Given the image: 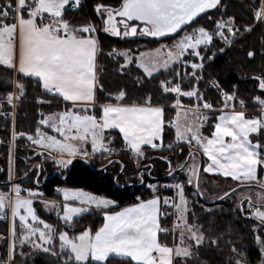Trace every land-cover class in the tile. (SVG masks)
<instances>
[{"label":"snow or ice","instance_id":"obj_1","mask_svg":"<svg viewBox=\"0 0 264 264\" xmlns=\"http://www.w3.org/2000/svg\"><path fill=\"white\" fill-rule=\"evenodd\" d=\"M221 5L222 0H117V6L101 2L94 6V12L102 22L101 28H97L92 23L75 25L71 14L82 8V0H0V65L17 74V79L11 82L14 90L2 99L15 108L16 101L25 94L23 78H30L51 97L48 100L38 97L37 104H51L55 99L63 102L66 109L48 115L40 113L35 134L27 136L33 145L43 150L34 154L45 156L46 152L45 159L52 158L59 168L66 169L74 159L87 163L97 154L114 153L111 146L116 139L114 133H118L124 149L137 162L145 157L148 148H161L157 141H162L165 131V106L153 103V93H149L143 102L128 103L126 91L118 90L110 93L104 102H99L97 89L102 90L103 86L97 75L101 41L96 33L102 30L121 39L150 37L153 42L167 38L171 44H160L138 54L131 49L119 51L113 48L108 56L114 60L122 58L123 63L117 61L121 75L133 68L138 70L141 74L137 76V83L141 84L183 64L184 76L194 78L196 84L184 90L175 78L161 79L158 89L165 96L174 94L171 107L176 110V118L169 121V126L175 130L181 152L183 143L189 148L201 149L208 161L203 172H218L230 177L243 184L249 192L253 188L252 182H255L260 189L256 192V203L264 205V180L258 176V169L264 168V73L252 77L258 82L256 86L260 95L253 96L259 114L251 117L247 115L243 99L239 101L241 110H236L235 90L226 92L218 81H212L224 103L219 115L215 116L210 136L202 132L209 115L201 109L210 113L215 109L212 103L203 101V94L196 86L203 79L198 70L202 72L204 61H212L215 57L213 46L217 41L232 46L244 33L252 32L255 25L264 24V0H258L252 10L254 23L244 25L243 31L235 17L227 16L225 19L223 14L211 29L197 26L202 14L206 15L210 10L219 11ZM208 20L211 21L212 17L208 16ZM218 51L224 52L225 47H219ZM247 56L254 58L255 52L248 51ZM189 67L191 72L187 71ZM175 75L179 77L181 74L177 71ZM182 97L194 98L197 103L185 106ZM42 128L50 129L59 138ZM19 135L24 136L25 133ZM16 136L14 131L13 139ZM53 151L69 158H56ZM160 159L168 161L169 176L176 170L186 172L187 183L191 185L195 181V194L203 195L199 188L201 165L197 164L195 153L189 151L178 169L172 168L169 157L161 156ZM112 163L117 161L110 160L109 164ZM40 167L35 165L36 169ZM36 175L39 176V172ZM148 187L152 189L151 198L137 196L136 202L114 212L108 211L110 206L117 204L114 199L80 189H57L64 200L62 214L57 211L58 220L63 225L61 229L37 215L33 203L42 193L22 188L18 183L12 184L10 192H0V218L9 212L12 218L9 236L4 238L8 243L4 264H14L16 248L19 246L22 250L25 245L34 251L66 257L63 264H112L113 261L123 264H180L181 260L188 264L203 246L205 232L199 223L189 222V202L183 183L164 185L176 190L174 200L163 198L164 206L171 204L175 209L172 215L176 219L171 229L161 226V216L168 214L161 212L157 186L149 184ZM230 191L235 193L236 189ZM229 195L230 192L225 191L218 198L223 200ZM69 201L76 202V205ZM43 203L46 208H60L56 201ZM247 204L252 209L250 216L259 222L253 226V232L264 230V210L254 205L251 196H248ZM242 205L243 202L238 206L240 212L244 211ZM92 210L103 213L102 226L94 232L85 228L70 235L68 229L76 219ZM177 230L179 242L174 246L160 242V233L167 236L170 231L175 234ZM254 239L264 258V235L257 234ZM57 240L59 253L54 249ZM209 243L216 245L219 241L213 239ZM232 251L239 252L235 247ZM234 264H248L242 252Z\"/></svg>","mask_w":264,"mask_h":264},{"label":"trees","instance_id":"obj_2","mask_svg":"<svg viewBox=\"0 0 264 264\" xmlns=\"http://www.w3.org/2000/svg\"><path fill=\"white\" fill-rule=\"evenodd\" d=\"M101 2L117 6V0H82V8L71 14L74 18L75 25L79 26L83 23H92L98 28L100 18L94 12V6ZM257 4L258 0H222L220 10L200 18L198 25L207 21L208 16H211L212 20L210 24L205 26L211 29L215 20L220 19L223 14L225 19L227 16L235 17L237 25L243 31L244 25L254 23L252 10ZM96 35L101 41L100 52L97 57V75L99 83L103 88L102 90L100 88L97 89L99 102H104L110 93L114 94L118 90L126 91V102L128 103L143 102V99L149 93H153V103L165 106V131L161 142L162 148L155 150L148 148L146 152H150V157L157 162L158 159L159 161L162 160L160 157L164 156L163 153L166 150L165 153L172 154L169 156L172 168L178 169V166L173 167V165L184 163L191 150L186 143L181 142L183 143V152H181V147L175 139V130L169 126V121H172L176 115V110L171 107L174 94L165 96L158 91L159 81L170 78L174 68L165 72L163 75H157L153 80H146L142 84L137 83V76L141 73L133 68L132 71H127L124 75H121L119 72V63H123L122 58L118 57L114 60L108 56V53L115 48L119 51L131 49L133 53L138 54L140 51L152 49L157 45V42L145 39H123L115 41L102 36L100 32H97ZM262 38H264V24H257L254 26L252 32L244 33L232 46L225 47V51L222 53L218 49L219 47H223L224 44L217 41L213 46L216 51L215 57L212 61H204L205 67L202 72L198 70V74L202 75L203 79L196 86L199 91L203 92V100L212 103L215 109V112L207 113L209 120L204 124L202 129L205 136H210L212 125L215 122V116L219 115V109L224 103L220 91L212 85V81H218L220 88L226 92L236 91V100L234 102L236 109L241 110L239 101L243 99L246 103L247 115L249 117L259 114L258 106L253 103V96L260 95V90L256 86L258 82L254 81L252 77L264 73V39ZM248 51L255 52L254 58L247 56ZM14 78L17 79V74L13 70L6 69L3 65H0V107L5 102L2 98L13 89L11 82ZM23 81L25 83V94L22 97L24 102L16 106L14 123L12 124V120L10 119L11 114L8 110L0 114V169H4L11 143L14 141L17 162L15 167L16 176H19L21 173L19 166L20 160L22 159L21 154L26 153L29 157L30 155L35 156L34 149H30L28 154L22 147L27 145L28 141L26 136L35 134L37 121L41 117L40 113L45 114L46 112L51 113V111L66 110L64 103L61 107H44L43 105L37 104L36 100L38 97L49 98L50 96L46 95L35 82L30 81V78H23ZM189 82V86H183L184 90H188L192 85L196 84L195 79L192 77ZM233 86H235V89ZM181 101L182 104L192 105L194 98L182 97ZM14 131L17 133V136L15 139H12V133ZM19 133H25V135L20 136ZM114 135H116V139L113 140L111 146L115 149L114 153L119 154L118 156L121 159L118 160L123 165L121 172L131 176L138 172V168L132 163V161L137 160L130 153L126 152L122 140L118 137V133H114ZM169 145L172 147H169ZM159 152L163 153L160 154ZM126 159L131 160V165H129ZM99 161L92 158L89 162L85 163L79 158L74 159L73 164L69 165L65 172L48 175L40 183H36V189L44 197L57 198L59 197V191H57L59 188H81L95 195L116 200L117 204L111 207L112 210H115L136 202L137 196H142L144 199L151 197L153 194L152 190L146 183L153 182L151 181L152 179L161 178L160 181L164 180L160 177L159 172L162 168L169 169L168 161L162 160L161 164L157 163L155 173L150 174L152 175V177L149 176L151 180L146 181V177L144 176V179L139 181H134V179L124 180L121 173H119V168L110 171L108 170V165L102 164ZM127 167L131 168L127 169ZM258 171L259 178H263V168L258 169ZM26 172L24 174L27 175L23 174L22 177V181L24 182L22 186L25 188H35L36 184H34L33 179L31 181L30 174ZM173 173L176 175L175 180L182 182L185 188L186 198L189 202V222L199 223L203 226L205 232L203 246L198 249V255L190 259L188 264H229L227 261L228 256L233 254L239 255V252H242L244 257L253 263L258 257L254 237L257 234L264 235V233L262 234L261 231L253 232V226L258 224V221L247 213L248 208L245 207L246 203L244 199L240 201L236 197V191L245 186L238 181H233L230 177L226 178L220 175H213V178L220 181L221 185L219 187L224 189V191H229L230 195L223 200L217 197L213 201H207L202 195L195 194L197 191L195 186L191 188L188 185L186 176L182 171L176 170ZM0 189L8 190L1 179ZM231 189H236L235 193H231ZM159 191L161 193V190L158 188ZM158 192L156 194L160 196L161 194ZM241 202H243V212L238 211V206L241 205ZM35 205L37 215L40 218L53 225H59L63 229V225L58 220L57 214L43 212L37 204ZM8 218L7 214L4 218H0V238H5L9 234ZM160 219L161 226L170 229L169 219H164L163 216ZM102 221L103 213L92 210L90 213L83 214L76 219V222L68 229L69 234H78L85 228H90L94 232L100 227ZM174 238L172 241L170 233L167 236L163 233L159 234L160 242L169 246H174V243H178L177 235ZM213 239H217L219 243L216 245L210 244L209 241ZM233 247L237 248L239 252H233ZM54 249L59 253L58 240L54 245ZM7 252V242L4 239L0 243V264H4L1 262L6 259ZM64 259L66 257L59 255L53 256L41 252L33 264H63ZM112 264H123V262L113 261ZM180 264H184L183 260L180 261Z\"/></svg>","mask_w":264,"mask_h":264},{"label":"rangeland","instance_id":"obj_3","mask_svg":"<svg viewBox=\"0 0 264 264\" xmlns=\"http://www.w3.org/2000/svg\"><path fill=\"white\" fill-rule=\"evenodd\" d=\"M209 24H210V21L207 19V21L202 22L200 25L206 26V25H209ZM200 25H198V26H200ZM98 28H100V24H99V27ZM102 36H105V37H107V38H109L111 40H115V41L116 40L117 41L123 40L121 38H111L108 35H102ZM124 39H126V38H124ZM160 44H171V41L170 40H165V41L158 42L157 45L155 47H153L152 49H155V48L159 47ZM223 47H227V46L224 45ZM149 50H151V49H149ZM189 58L192 59L191 57H189ZM197 62H199V61H197ZM205 62H206V60H205ZM177 71L180 72V74H181L179 77H176V75H175ZM187 71L188 72H191L190 67L187 69ZM184 72H185L184 65L183 64H180V65H178V66H176L174 68V71L171 73V75H170L171 77L170 78H175V82L176 83H181L182 84V87L185 86V85L187 87L190 84L189 81H190V78L191 77H185L184 76ZM170 78H168V79H170ZM14 80H16V79L14 78L13 81ZM6 81H8V80H6ZM13 90H14V88L12 89V91ZM200 93L203 94V92H201V91H200ZM43 99L48 100V99H51V97H49V98H43ZM203 101H201V103ZM22 102H24L23 98H21L19 101H16V106H18L19 103H22ZM195 102H197V101L194 99V103ZM42 105L44 107H50V106H60L61 107V105H63V102H60V101H57V100L53 99L51 104L45 103V104H42ZM183 105H185V104H183ZM185 106H187V105H185ZM7 110H8L9 113L11 112L10 119L12 120V124H13L14 123V120H15L16 107L15 108H12V107L8 106L6 102H4V105L0 107V114H3ZM236 110H239V109H236ZM58 111H63V110H58ZM201 111H202V109H201ZM55 112H57V111H55ZM203 112L205 114L209 113L208 110H204ZM48 114H50V112H46L45 113V115H48ZM40 119H41V117H40ZM46 129L47 128H42L43 131H46ZM48 134H50V133L48 132ZM27 141H28L27 142L28 147H27V145H24V147H22V149H24L28 154H29L30 149L31 150L34 149L35 152L43 151L42 149H39L37 146L33 145L31 143V141H29L28 139H27ZM12 142H13V145L10 147V151L8 153L7 159L5 160L6 162H5V165H4V169H0V176H1L0 179L4 183V185L8 188V190H3V191H9L10 192L11 186L14 183H18V184L21 185L22 188H25V187L22 186L23 183H24L22 181V177H23V174L26 171H28L26 173L30 174L31 181L33 179L34 184H36V181L37 180H39V183H40L46 176L51 175V174H57V173H60L61 174V173L65 172V170L67 169V168L66 169L59 168L53 162V159L52 158L45 159V156L47 155L46 152H45V156L35 155L34 157H33V155H30V157H29L26 153H24V154H21L22 159L20 160L21 162H20V165H19L20 168H21V173H20L19 176H16V174H15V167L17 165L16 158H15L16 150H14V141H12ZM161 148H162V146H161ZM161 148H159V149H161ZM167 149H169V148L167 147ZM189 149L193 153H195V157H196L197 164L201 165L200 172H199V188H200V192L203 193L202 196H203V198L205 200H207V201H213L214 199H216L217 197H219L221 194H223L225 191H224V189H222V188L219 187V185H221V183H220V181L218 179L213 178V175H211V174H208V173L203 172V170H202V163H203V160H202V157H203L202 150L201 149H198L197 147H191ZM89 151H90V145H89ZM165 151L166 150H164V153L163 152H159V153L160 154L163 153L164 157H169V156L172 155L171 153H165ZM149 154H150V152H146L145 157L142 158L141 161H139V162H137V161H134L133 162L132 161V163L134 164V166L136 168H138V172L132 174L131 176L128 175V174H126V173H122L121 172L122 171V164H120V162H118V160H121V159L119 158V156H118L119 154H117V153H109V154H106V155L97 154L93 159L94 160L95 159L100 160L99 161L100 163L108 165V170H110V171L111 170H114L115 168H119L120 169V172L119 173H121V175L123 176V179L124 180H126V179H134V181H139L141 179H144V177H146V181H147V180H151L149 178V176L152 177V175H150V174L151 173L152 174L155 173V169H156L157 165L158 164H161V161H162V160L159 161V159H158L157 162L154 161L150 157ZM53 156L56 157V158H65V159L69 158L66 154H62V153L55 152V151H53ZM158 157H160V156H158ZM110 160L111 161H117V163L109 164V161ZM126 161L129 163V165H131V160H127L126 159ZM188 163H191V161L189 160ZM37 164L41 165V167L39 169H36L35 168V165H37ZM179 164L180 163H177V164L173 165V167L174 166L177 167V166H179ZM131 167H127V169L128 168H131ZM135 167H134V169H135ZM263 170H264V168H263ZM37 172H39V176L36 175ZM149 172H150V174H149ZM168 172H169V169L168 168L167 169H163L162 168V170L159 173H160V177H162L164 180H161L160 181L161 178H159V179H152L151 181H153V182H147L146 185L154 184V185H157L156 192H158V188H159V190H161V193H160V191L158 192V193L161 194L160 195V198H162L161 211H162V213L168 214L166 216L165 215H162V216L164 217V219H167V218L169 219L168 223H170V229H171L172 228V225H173V223L175 222V219H176L175 216L172 215V213L175 212V209H174V207L171 206V204L169 206H164L163 205V198L164 197H169V198H171V199L174 200L176 198V190L174 188L164 187V185H173V184L177 183V181L175 180L176 179V175L173 173L172 176H169L168 175ZM10 173H11V175H10ZM183 174L186 176V180H188L187 173L186 172H183ZM261 180H264V172H263V178H261ZM254 183L255 182H252V184L254 186H253V188H252V190L250 192L245 187H242L239 190H237L236 191V197L240 201L244 199V201L246 203L245 204V207L248 208L247 198H248V196H251L254 205L256 207H260L261 210H264V205H260V204H257L256 203V192L257 191H260V189H259V186L256 185V184H254ZM188 185L191 188H194L195 181L193 182V184H191V185L188 184ZM36 186H37V184L35 185V188L34 187H31V189H33V190L38 191L39 193H41L38 189H36ZM25 189H27V188H25ZM59 189H64V188H59ZM67 189H80V190H83V191L92 193L90 191H87V190H84V189H81V188H67ZM58 194H59V197H57V198H48V197H44L43 195L36 197V198L39 199V201H41L39 207L44 210V207L42 206L44 204L43 201H51V199H56L57 200V199H61V198L63 200V196L61 197V194L62 193L60 194V192H58ZM184 194L186 196L185 188H184ZM22 195H26V193H23L22 192ZM63 203H64V200H63ZM69 203L70 204H73L74 206L76 205V202H74V201H69ZM34 205H35V203H34ZM62 205L63 204L60 205V208L59 209L53 210L51 208H47V210H48V212H50V213L52 212L54 214H57V211H60L61 214H62ZM247 211H248L247 213L250 215V212L252 211V209H249L248 208ZM7 215L9 217V214L8 213H7ZM9 227H10V225H9ZM17 228L19 229V222L18 221H17ZM169 233L171 235L172 241L175 239L174 236L177 235V240L179 242V232H178V230H177V232L175 234H173L171 231ZM261 233L263 234L264 233V230H261ZM8 236H9V234H8ZM3 241H4V238L3 237L0 238V243H2ZM255 246H256V249L258 251V257L256 258V260L253 263L250 262L246 258L247 261H248V264H264V258H262L261 255H260L259 246L256 243H255ZM7 249H8V243H7ZM21 252L23 254H21ZM39 253H41V252L34 251L31 248V246H29V245H25L22 250L18 246L16 248V252H15L14 264H33L34 263V260L36 258H38V254ZM237 258H238V255H234V254L233 255H229L227 261H228L229 264H234V262H235V260ZM6 260H7V257L1 263H4Z\"/></svg>","mask_w":264,"mask_h":264},{"label":"crops","instance_id":"obj_4","mask_svg":"<svg viewBox=\"0 0 264 264\" xmlns=\"http://www.w3.org/2000/svg\"><path fill=\"white\" fill-rule=\"evenodd\" d=\"M15 73V72H14ZM197 102H195V103H193L192 105H195ZM187 106H191V105H187ZM228 110H231V109H228ZM64 111V110H63ZM91 111V110H90ZM204 110L202 109V112H203ZM57 112H60V111H57ZM51 113H55V112H51ZM10 114H11V112H10ZM175 118H176V115H175ZM174 118V119H175ZM46 131L47 132H49L50 134H55V133H52L51 132V130L50 129H46ZM55 135H57L58 136V134H55ZM59 137V136H58ZM12 139H13V133H12ZM161 142L162 141H157V143H159V144H161ZM13 145V142L11 143V146ZM202 160H203V163H202V170H203V166L208 162L207 161V157H202ZM208 174H211V175H220V176H223V175H221L220 173H218V172H212V173H208ZM0 192H9V191H3V190H1L0 189ZM60 194H61V192H60ZM61 197H62V194H61ZM149 198H151V197H149ZM149 198H147V199H149ZM51 201H56L58 204H63V200H62V198L61 199H51ZM34 203L35 204H37V206L39 207V205H40V203H41V201H39V199L38 198H35L34 199ZM34 203H33V206L34 207H36V205H34ZM132 204V203H131ZM131 204H129V205H131ZM129 205H126V206H123V207H120V208H118V209H115V210H112L111 209V207L112 206H110V208L108 209V211H110V212H114V211H120L122 208H124V207H128ZM43 207H44V210L42 209V208H40L43 212H47L48 213V210H47V208L45 207V205L43 204L42 205ZM161 207H162V198H161ZM162 212V211H161ZM9 214V225H11V221H12V218H11V215H10V212L8 213ZM162 217V216H161ZM102 224H103V221H102ZM102 224L100 225V226H102Z\"/></svg>","mask_w":264,"mask_h":264},{"label":"water","instance_id":"obj_5","mask_svg":"<svg viewBox=\"0 0 264 264\" xmlns=\"http://www.w3.org/2000/svg\"><path fill=\"white\" fill-rule=\"evenodd\" d=\"M217 10H210L207 14H209V13H213V12H216ZM206 14V15H207ZM203 16H205L204 14H202V16L201 17H199L198 18V20L200 19V18H202ZM101 24H102V22H101V20H100V28H101ZM100 33L102 34V35H108V36H110L111 38H120V37H115V36H111V35H109V34H106V33H104L102 30L100 31ZM127 40H136V39H145V40H148V41H153V38H150V37H140V36H137V37H129V38H126ZM165 40H168L167 38H164V39H161L159 42H161V41H165ZM158 43V42H157Z\"/></svg>","mask_w":264,"mask_h":264}]
</instances>
